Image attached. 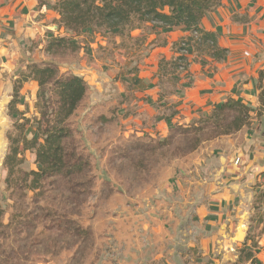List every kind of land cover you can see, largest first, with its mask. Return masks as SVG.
Returning a JSON list of instances; mask_svg holds the SVG:
<instances>
[{"label": "crops", "instance_id": "crops-1", "mask_svg": "<svg viewBox=\"0 0 264 264\" xmlns=\"http://www.w3.org/2000/svg\"><path fill=\"white\" fill-rule=\"evenodd\" d=\"M53 1L0 0V73L25 55H33L28 58L33 62L48 55L45 45L58 34L59 14L52 8ZM200 28L217 34L218 45L227 49L226 57L213 62L189 47L187 70L161 78L159 60L174 56L173 44L190 32L183 27L165 32L159 25L143 35L140 29L131 32V40L146 47L133 77L148 83V96L136 116L132 112L125 115L126 129L118 135L123 142L164 138L174 126L197 122L229 98L250 107L244 126L204 142L205 149L200 153L195 149L191 163L182 166L180 176L173 180L182 196L180 204L185 209H189L186 204L191 205V213L180 214H189L195 225L181 229L187 250L179 253V262L175 259L174 263L238 264L246 233L264 227V218L254 219V226L250 225L252 213H264V201H256L264 188V146L260 144L264 138V104L260 102L264 90V76H260L264 68V0H222L202 18ZM171 80L175 85L169 90L166 83ZM199 220L206 224L202 237ZM258 234L255 257L264 264V231ZM251 243L249 239L246 246Z\"/></svg>", "mask_w": 264, "mask_h": 264}, {"label": "rangeland", "instance_id": "rangeland-1", "mask_svg": "<svg viewBox=\"0 0 264 264\" xmlns=\"http://www.w3.org/2000/svg\"><path fill=\"white\" fill-rule=\"evenodd\" d=\"M131 39L84 33L78 38L80 48L76 51L65 49L40 58V62L57 66L62 74L76 73L87 81V93L70 121L75 139L89 155L95 181L94 193L88 201L77 212L70 213L84 229L83 233L70 236L64 232L53 248L37 246L35 264H166V261L176 264L179 253L187 250L181 229H192L195 225L189 214H180L191 213V205L186 204L189 209H185L180 204L182 196L173 180L180 176L182 166L191 163L192 152L197 149L200 153L205 149L204 142L214 138L212 126H205L197 134L200 141L192 151L187 146L192 135L181 131L170 130L164 138L119 140L127 126L125 115L132 112L136 116L142 108L141 101L148 96V83L133 77L146 47ZM30 48L37 54L35 45ZM28 58L33 59V55L19 58L15 66L0 73V203L3 206L11 203L5 199L7 171L3 161L14 118L20 117L8 112L14 87H20L16 109L28 119L24 132L27 138L33 137L34 120L39 117L37 83L29 79L19 82L24 66L33 62ZM260 73L264 76V68ZM166 85L170 90L175 83L171 80ZM260 102L264 104L261 99ZM161 139L164 140L160 142ZM260 144L264 146V138ZM23 156L24 169L37 168L33 152L26 150ZM251 215L252 226L254 219L264 218V213ZM8 217L9 209L4 221ZM196 223L200 237L204 236L206 224L200 220ZM249 230L246 235L254 242L264 227ZM43 237L42 234L39 238Z\"/></svg>", "mask_w": 264, "mask_h": 264}, {"label": "trees", "instance_id": "trees-1", "mask_svg": "<svg viewBox=\"0 0 264 264\" xmlns=\"http://www.w3.org/2000/svg\"><path fill=\"white\" fill-rule=\"evenodd\" d=\"M221 4L222 0H57L53 8L59 14L58 34L49 38L45 52L55 55L65 49L76 51L80 48L78 38L84 33L106 38L130 37L133 30L140 29L143 35L154 31L156 25L165 32L183 27L190 35L173 44L174 56L159 60L161 78L187 70L189 47L213 62L226 57L227 49L218 45L217 34L200 28L202 18ZM21 76L19 82L29 79L38 85L39 117L34 120L33 137L27 138L24 132L28 119L16 109L20 87H14L8 112L20 117L14 118L3 161L7 171L5 199L11 203L5 206L0 203V264H35L37 246L53 248L64 232L70 236L82 234L84 229L70 213L77 212L94 193L92 164L80 141L75 139L70 121L87 93V82L79 75L62 74L57 66L45 61L27 63ZM260 99L264 101V90ZM249 110L241 101L229 98L206 117L187 126L176 125L171 131L192 135L187 145L188 151H192L200 141L197 134L205 126H212V137L229 134L248 122ZM26 150L35 154L36 169L22 167ZM56 201L59 202L55 204ZM256 201H264V189ZM7 209L9 217L4 221ZM42 234L44 237L40 239ZM249 239L247 236L239 251L238 264H259L255 257L256 242L247 247Z\"/></svg>", "mask_w": 264, "mask_h": 264}]
</instances>
